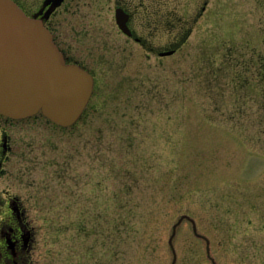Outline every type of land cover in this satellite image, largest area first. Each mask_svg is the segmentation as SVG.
Here are the masks:
<instances>
[{
	"label": "rangeland",
	"instance_id": "1",
	"mask_svg": "<svg viewBox=\"0 0 264 264\" xmlns=\"http://www.w3.org/2000/svg\"><path fill=\"white\" fill-rule=\"evenodd\" d=\"M110 1L54 17L95 76L84 114L15 124L1 185L26 208L32 264H171L182 215L196 233L176 226L174 264H212L205 240L216 264H264V0H207L196 20L205 0H134L153 52L119 31Z\"/></svg>",
	"mask_w": 264,
	"mask_h": 264
},
{
	"label": "water",
	"instance_id": "2",
	"mask_svg": "<svg viewBox=\"0 0 264 264\" xmlns=\"http://www.w3.org/2000/svg\"><path fill=\"white\" fill-rule=\"evenodd\" d=\"M61 1L45 0L44 5L51 4L50 12ZM114 18L118 28L132 36L127 26L128 14L115 8ZM174 50H165L159 55H169ZM92 89V75L64 61L51 34L36 15L28 16L14 0H0V114L20 119L40 111L54 124L69 127L81 116ZM184 218L195 226L188 216L182 215L173 225L168 239L170 247L175 228ZM175 260L174 254L171 264Z\"/></svg>",
	"mask_w": 264,
	"mask_h": 264
},
{
	"label": "flooded vegetation",
	"instance_id": "3",
	"mask_svg": "<svg viewBox=\"0 0 264 264\" xmlns=\"http://www.w3.org/2000/svg\"><path fill=\"white\" fill-rule=\"evenodd\" d=\"M14 1L27 15H36V18L40 20L43 26L51 33L52 40L62 53L64 61L66 63L79 65L88 71L93 77L95 86L94 74L85 67L82 62L84 57H82L78 50L71 44L73 42L77 44L78 42L74 41L72 38L68 41L63 39L58 30V23L54 19L59 12H63L64 10L67 11L74 4H79L81 0H62L61 3L50 12H48V10L51 4L49 3L44 5L45 0ZM133 1L134 0H112L110 2H112V7H114V9L121 8L129 16L127 26L132 32V37H129L122 32L121 33L125 35L128 40H133L137 45L143 47L147 52H153V46L149 39L147 37L144 38L140 36V34H138V32H136L131 25L133 14L130 11V8L135 7ZM152 3L153 0L150 1L148 6H146V4L143 7H153V5L156 4L161 7L167 6V0H161L160 3L158 1L153 4ZM142 4H145V2H140V6L137 7H142ZM146 12L148 13V11ZM149 14L152 15L151 19L154 20L159 17L163 18V20H166L167 18V12L164 13V17L162 16V13L158 14L156 10H154L153 13L149 11L147 17H149ZM146 28L149 29L150 27L146 26ZM76 39L81 40L82 38ZM23 119L24 118L12 119L0 114V264H32L31 259L34 249L35 234L29 221L26 208L23 203L15 197L19 196L17 193H13L8 187L1 185V178L7 173L10 155L14 152L17 144L21 142V138L15 136V124ZM192 231L196 233L195 226H192ZM202 244L204 245L207 258L210 259L212 264H216L214 262L215 259L212 256L213 252L211 251V248H209L211 242L205 240ZM171 250L172 254L176 255L174 247H171Z\"/></svg>",
	"mask_w": 264,
	"mask_h": 264
},
{
	"label": "trees",
	"instance_id": "4",
	"mask_svg": "<svg viewBox=\"0 0 264 264\" xmlns=\"http://www.w3.org/2000/svg\"><path fill=\"white\" fill-rule=\"evenodd\" d=\"M260 66L262 67L260 70L261 72L259 73L260 78L257 77V79H258L259 83L260 82L262 83V86H260V89H259V93L263 97V100L260 102L261 103L260 109L264 113V62L262 64H260ZM240 73H241V71H240ZM246 73H248V71H245V73H242L241 75H246ZM242 80L246 82V79H242Z\"/></svg>",
	"mask_w": 264,
	"mask_h": 264
}]
</instances>
